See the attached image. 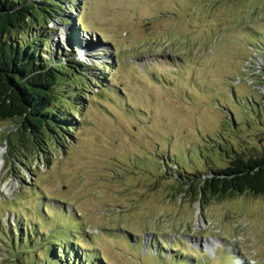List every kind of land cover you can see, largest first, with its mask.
Segmentation results:
<instances>
[{
  "label": "rangeland",
  "instance_id": "374dc122",
  "mask_svg": "<svg viewBox=\"0 0 264 264\" xmlns=\"http://www.w3.org/2000/svg\"><path fill=\"white\" fill-rule=\"evenodd\" d=\"M69 2L37 33L85 63L87 96L48 154L9 151L0 123V264H264V196L199 203L172 179L232 143L263 155L264 0Z\"/></svg>",
  "mask_w": 264,
  "mask_h": 264
},
{
  "label": "trees",
  "instance_id": "16d2710c",
  "mask_svg": "<svg viewBox=\"0 0 264 264\" xmlns=\"http://www.w3.org/2000/svg\"><path fill=\"white\" fill-rule=\"evenodd\" d=\"M56 1L58 6L52 0H0V123L15 120L20 125L7 133L6 139L9 151L22 150L25 159L29 153L48 154L50 143L64 145L63 139L76 130L67 121L66 112L83 108L87 96L75 89L87 87L83 78V84L74 89L69 85L73 76L85 75L86 65L81 59L42 55L48 53L43 50L48 41L37 28H45L50 18L61 17L67 4L70 6L69 0ZM78 48L75 43L74 54ZM229 117V124L235 128L233 116ZM221 140L215 141L222 144ZM222 149L224 156L231 157L226 165L198 173L181 166L183 174L172 176L183 194L195 196L199 203L241 193L264 196V153L258 157L242 154L233 143Z\"/></svg>",
  "mask_w": 264,
  "mask_h": 264
},
{
  "label": "bare ground",
  "instance_id": "6f19581e",
  "mask_svg": "<svg viewBox=\"0 0 264 264\" xmlns=\"http://www.w3.org/2000/svg\"><path fill=\"white\" fill-rule=\"evenodd\" d=\"M75 39H76V37H74ZM75 39H74V41H75ZM77 40V45L79 46L80 44H82L83 46H89L91 49H93V47H94V44H93V42L91 43L90 41H88V39H86V38H82V39H76ZM98 50H99V48H97ZM80 52V54L82 53V51H79ZM82 55H84L83 53H82ZM81 59V58H80ZM3 164H4V159H3V151H2V149L0 148V168H2V166H3ZM211 240V239H210ZM218 243V242H217ZM207 244L209 245V246H214V245H216V241H213V240H211V241H207ZM238 264H247V262L246 261H244V260H242V261H240Z\"/></svg>",
  "mask_w": 264,
  "mask_h": 264
}]
</instances>
